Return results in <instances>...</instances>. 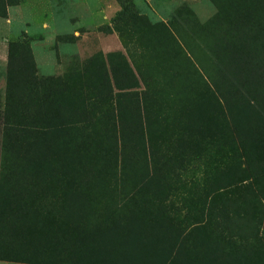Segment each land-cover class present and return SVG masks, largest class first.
Returning a JSON list of instances; mask_svg holds the SVG:
<instances>
[{
  "label": "rangeland",
  "instance_id": "rangeland-1",
  "mask_svg": "<svg viewBox=\"0 0 264 264\" xmlns=\"http://www.w3.org/2000/svg\"><path fill=\"white\" fill-rule=\"evenodd\" d=\"M132 2L127 15L117 0H22L0 17V263L156 264L173 231L187 237L185 264H264V197L256 191L264 173L245 171L233 134L253 131L248 155L264 167V124H247L248 110L230 111L212 87L204 42L215 0ZM115 29L132 56L124 48L100 62V38L118 37ZM11 41L27 45L15 49L14 66L30 67L21 55L33 48L43 88L20 79L23 95L9 101ZM79 54L89 57L86 79ZM37 93L50 107H71L50 120L60 129H41ZM229 173L234 184L225 189L251 192L240 205L260 227L259 245L246 254H230L213 229L209 201L224 200L216 187Z\"/></svg>",
  "mask_w": 264,
  "mask_h": 264
},
{
  "label": "trees",
  "instance_id": "trees-1",
  "mask_svg": "<svg viewBox=\"0 0 264 264\" xmlns=\"http://www.w3.org/2000/svg\"><path fill=\"white\" fill-rule=\"evenodd\" d=\"M21 1L0 0V17L6 18L7 8L11 5H17ZM117 1L121 6L120 14L125 13L128 15L133 12L134 4L132 0ZM215 3L217 5V11L214 14V18L209 22L212 24V32L206 36L204 42V48L209 52L213 62L212 87L230 111L238 106H242L248 110L249 114L241 117L247 124H251L257 120L264 124V0H215ZM130 19L136 18L130 17ZM140 19L143 20L145 18L140 17ZM115 31L126 52L132 56L121 30L115 29ZM133 34H136V31ZM135 40L133 42H136ZM22 48H27L24 41H11L9 43V64L6 80V97L9 101L14 98L19 99L18 96L20 95L22 97L23 94L16 92L20 79L23 80V86H25V83L32 82L34 88L38 87L35 61L29 49L26 50L27 54H22L21 57L23 61L29 59L30 67H27L22 62H19L17 66L16 64L15 66L14 64L12 65L15 49ZM19 61H21L20 58ZM135 69L144 86H146V77L142 75L136 66ZM18 74L20 78H18ZM107 85H109L108 82ZM78 90L80 91V89ZM74 94H76L75 91L71 95L73 96ZM37 98L38 101L34 105V110L44 121V127H41V129L47 132L60 129L59 124L52 123L50 120L58 114L67 117V112L69 108L71 110V107L67 103L65 106L53 108L44 103L43 96L38 95V93ZM252 132L246 130L242 133L240 130L233 128L234 138L239 142L241 149L246 155L245 171L258 176L264 173V167L261 166L262 159L260 156L254 155L250 158L248 155V138ZM233 162L235 161L233 160ZM226 177L228 178L226 184L216 187L218 191L217 195H225L224 200L215 202L211 198L209 201L210 208L215 214L212 223L213 229L216 232L215 238L225 244L223 247L228 246L227 248L230 254H246L247 249L251 251V248L259 245L261 240L257 235V230L259 231L260 227L256 224L252 212L247 209V206L242 207L240 205L244 201L243 196L247 197L251 195V192L246 188L239 195L233 190L228 189L229 192H227L228 190L225 188H232L234 183L231 181V173ZM246 179L243 177L241 181H245ZM224 190L226 191L224 192ZM256 191L264 197V188L262 186L258 185ZM141 221L147 225H151L150 220H147V218ZM171 232L173 233V240L171 239L168 247L165 249L166 253L162 258H160L158 252V256L154 261L156 264H185L187 257L180 259V253H186L185 241L187 237L182 233L176 234L173 231ZM260 234L264 241V224ZM227 248L224 249L223 256H228L226 252ZM187 251L189 255V250L187 249ZM219 251L222 253V250ZM248 254L249 252L247 253V261L249 260L251 263V253L250 255ZM262 254L264 256V250ZM153 255L154 253L152 254L151 252L148 256L152 259ZM78 258L75 264H82L84 261L80 257ZM5 260L18 261L22 260V258L19 256H11ZM31 261L33 262L34 259ZM107 263L116 264L117 261L109 259ZM63 264L69 263L65 262Z\"/></svg>",
  "mask_w": 264,
  "mask_h": 264
},
{
  "label": "crops",
  "instance_id": "crops-1",
  "mask_svg": "<svg viewBox=\"0 0 264 264\" xmlns=\"http://www.w3.org/2000/svg\"><path fill=\"white\" fill-rule=\"evenodd\" d=\"M8 10H9V7L7 8V14H8ZM53 43L51 45H53ZM31 47H32V44H31ZM99 47H100L99 48V51H100L99 54H97L96 56H93V57L100 59V62L101 61L107 62L109 59L111 60V62H114L113 56L115 55L117 57L120 54L121 49L124 50V47L122 46L119 38L117 37V35L115 33H111V34L109 33L106 37L100 38ZM78 50L81 53L84 52L80 48ZM93 52L91 54H93ZM32 54H33L36 69H37L36 74H38V87L40 90H42L43 86H42V77L40 76V66H39V63H38V60H37V57L34 53L33 48H32ZM88 58H89L88 55L79 54V63H80V69L79 70L81 73H83L85 79L87 77ZM58 72L59 71L56 69L53 76L59 75ZM0 264H23V263L12 262V261H2V263H0Z\"/></svg>",
  "mask_w": 264,
  "mask_h": 264
}]
</instances>
